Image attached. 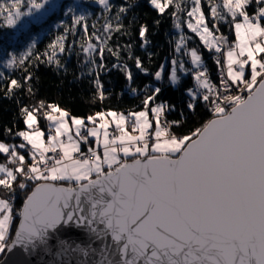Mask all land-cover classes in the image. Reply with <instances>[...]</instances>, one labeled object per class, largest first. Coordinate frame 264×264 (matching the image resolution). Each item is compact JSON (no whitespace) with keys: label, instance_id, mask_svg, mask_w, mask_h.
Returning a JSON list of instances; mask_svg holds the SVG:
<instances>
[{"label":"snow or ice","instance_id":"6c2138e0","mask_svg":"<svg viewBox=\"0 0 264 264\" xmlns=\"http://www.w3.org/2000/svg\"><path fill=\"white\" fill-rule=\"evenodd\" d=\"M21 2L13 0L7 9L5 19L10 27L22 17H31L27 24L40 25L50 12L63 7L57 0H26L27 11H22ZM98 2L105 10L111 7L108 0ZM249 2L222 0L221 5L209 0L213 18H227L221 8L232 18L236 41L227 51L218 43L227 44V37L216 36L210 30L202 0H191L190 7L177 3V10L171 13L179 19L177 12H186L187 27L209 50L224 56V63L214 57L221 68L217 87L208 78L202 55L186 47V37L181 35L176 43V51L183 50L190 56L194 67L188 69L182 60L173 59L170 85L178 86L180 73L191 71L198 87L185 89L190 97L187 107L194 111L199 99L212 113L210 119L188 134L172 131L180 121L162 120L175 105L156 103L162 93L159 86L145 95L140 111L126 115L112 110L96 112L86 118L94 125L90 128L84 119L71 117L79 140L74 139L66 120L69 113L58 105L40 101L35 107L21 108L28 128L37 123L43 111L44 118L54 123L55 135L49 134L45 142L39 128L15 133L5 128L7 134L22 137L24 142L14 145L0 140V154L7 155L6 162L0 163V186L7 190V198L0 197V264H8L17 249L26 257L38 251L52 256L48 264H72L73 259L76 264H264V58H258V54H264V6H260L264 0H256L257 9L251 15L247 11ZM172 3L173 0H150L161 14ZM127 10L121 7L119 13ZM67 13H73V25L85 19L83 14L75 15L71 7ZM175 26L180 28L181 24ZM103 28L109 34L107 38L93 32L87 46L82 47L90 57L93 52L101 56L97 68L104 67V46L111 32L120 31L123 25L117 22L113 28L109 22ZM70 30L65 28V32ZM84 30L87 34L86 26ZM147 32L148 26L141 24V47L149 43ZM92 37L100 41L99 48L91 43ZM64 39L60 36L53 41L61 52L65 50ZM107 51L119 56L118 48ZM9 56L7 64L12 66L17 57L11 53ZM88 63L95 64V60L89 59ZM135 63L141 71H147L139 57ZM113 67H119L132 81L126 64ZM153 75L156 80L162 79L160 70ZM30 78L31 74L25 80ZM94 83L103 100L99 73ZM20 87V81L10 80L5 97ZM28 91L32 92L31 87ZM131 91L136 93L137 89ZM105 116L113 118L118 134L110 135ZM96 118L105 122L97 124ZM128 124L132 132L139 134H130ZM89 137H94L98 145L102 143V155L90 148L89 159L80 151V141L87 142ZM18 149H27L31 163ZM17 180L19 183L14 185ZM29 182L34 187L19 209L14 208L12 200L17 189L26 190ZM17 216L19 223L13 231ZM73 228L84 231L85 241L60 236L62 230Z\"/></svg>","mask_w":264,"mask_h":264},{"label":"trees","instance_id":"16d2710c","mask_svg":"<svg viewBox=\"0 0 264 264\" xmlns=\"http://www.w3.org/2000/svg\"><path fill=\"white\" fill-rule=\"evenodd\" d=\"M39 2V0H38ZM212 3L222 5V0H211ZM26 0H22L20 9L27 11L24 7ZM63 5L54 12H50L44 17L40 25L27 24L31 17H22L16 26H8L5 17L7 9L13 5V0H0V140L4 142L21 143L15 136L5 132V128L13 127L18 129L21 125V108L28 106L35 107L40 101L45 105L56 104L60 109L69 113L68 117H81L86 119L96 112H107L120 101L126 91L136 88L134 93L133 109L142 110L144 108L143 99L145 95L151 94L153 87L162 88L156 103L167 101L175 105V108L168 111L163 120L180 121V124L173 125L172 131L177 135L188 134L190 131L201 126L207 119L211 118L209 106L203 101H195V110H189L187 103L190 99L185 91L186 88L194 89V81L191 71L180 73V83L178 86L170 85L168 75L173 67L172 61H183L186 68L192 69L190 56L184 55L183 50L176 51V43L181 35L186 37L185 44L188 49L195 48L202 55L204 66L208 70V76L215 77L217 65L214 57H222L223 53L209 50L199 37L187 27L188 17L186 12H177L179 19L174 18L171 13L176 11V4L191 6V0H173L172 5L159 13L150 4V0H108L110 9L105 10L98 0H57ZM127 7V11L119 13L121 7ZM262 6V5H260ZM71 7L75 15L83 14L85 19L73 25V13H67ZM202 10L205 13L206 21L210 30L227 37L229 41L235 40L231 16L224 11L226 19L217 20L213 18L209 11V0H202ZM257 9L256 0H250L247 11L251 15ZM15 11V9H13ZM67 13V14H66ZM119 15V20L117 16ZM159 21V23H155ZM111 23L113 28L117 22L123 25L120 31L113 30L110 38L105 44L102 62L104 67L97 68L101 63V56L96 52L86 54L82 47L87 46L88 38L93 32L101 36L102 39L109 36L104 31V24ZM176 23L181 27L177 28ZM141 24L148 26L147 40L144 47L138 29ZM213 25L216 27L214 28ZM87 27V34L85 33ZM71 29L65 32V28ZM218 29V30H217ZM64 36L63 44L65 50L59 49V44L53 45L58 37ZM91 43L100 46V41L92 37ZM130 46V49L128 48ZM108 48L119 49V56H113ZM131 52V57L129 56ZM17 57L16 63L12 66L7 64L9 54ZM20 57L24 58L23 63ZM139 57L146 72L137 68L135 58ZM94 59L95 64H89L88 60ZM59 61V66L57 65ZM127 65L131 71L133 79L129 81L119 67L113 65ZM164 66L161 80H156L154 73ZM91 69V71H89ZM99 73V81L103 85L104 99L97 95V86L94 81ZM31 74L30 80L25 77ZM20 81L22 87L15 88L10 95L5 97L10 80ZM31 87L32 92L28 91ZM39 124L47 128V119L44 118L43 111L37 116ZM19 125V127H16ZM6 154H0V163H5ZM31 163V158L27 157ZM8 166L12 164L9 162ZM3 174L0 175L2 178ZM19 180L14 182L18 184ZM29 182L26 190L17 189L12 200L14 208L19 209L23 200L32 187ZM0 196L7 198V190L0 186ZM18 222L16 217L13 231ZM2 256H0V259Z\"/></svg>","mask_w":264,"mask_h":264},{"label":"rangeland","instance_id":"374dc122","mask_svg":"<svg viewBox=\"0 0 264 264\" xmlns=\"http://www.w3.org/2000/svg\"><path fill=\"white\" fill-rule=\"evenodd\" d=\"M262 6H264V5H262ZM233 31H234V28H233ZM216 36H220L219 34H217V33H215V32H213ZM234 34H235V31H234ZM235 41H236V37H235V40H233L232 42L231 41H229L228 39H227V44H225L224 43V41H218V43H220L221 45H223V49H224V51H227L228 50V47L229 46H232V45H234V43H235ZM212 50H214V49H212ZM236 51L238 52L239 51V49L237 48L236 49ZM223 55V54H222ZM246 57V56H245ZM222 58V57H221ZM244 58V57H243ZM258 58H264V54H258ZM204 62V61H203ZM222 62L224 63V56H223V59H222ZM221 62V63H222ZM205 64V63H204ZM219 67V66H218ZM161 72H162V75H163V71H164V66H163V68H160L159 69ZM172 70V69H171ZM171 72V71H170ZM246 72L248 73V74H250V68H249V66H246ZM13 97V96H12ZM11 96H10V98H12ZM134 97H135V94L132 92V91H126L124 94H123V96H122V98H121V100H120V103H121V107H116V108H113V109H111L112 111H115V112H117V113H124L125 114V112H126V110L127 109H124V107L123 106H126V104H129V102H131L133 99H134ZM131 100V101H130ZM160 103V102H159ZM130 111H140V110H135V109H131L130 108ZM105 113H107V112H105ZM53 115H56V116H58V113H56V112H53L52 113ZM126 115V114H125ZM79 118H81V117H79ZM82 119H84V118H82ZM149 119H151V113L149 112ZM21 120V122L24 124V130L25 131H31L32 129H35V128H39L43 133H44V137H43V139L45 140V142H47V136L49 135V134H52V135H55V131L52 129L51 131H50V129L49 128H43L39 123V121H38V119H37V123L36 124H34L33 126H32V128H28V126L27 125H25V123H24V121H23V119H20ZM66 120L68 121V123H69V125H70V127H71V132H72V135H73V137L75 136V127L74 126H71V119H69L68 117H66ZM85 120V124H86V126L87 127H93L94 125H93V123L92 122H89V121H87V119H84ZM162 120H163V118H162ZM105 121L106 122H108L109 123V128H108V131H109V133H110V135L111 134H113L112 132H110V130L111 129H115V131H116V134H118V132H117V130H116V126H115V123L113 122V118L112 117H110V116H105ZM105 121H100L99 120V118H96V123L97 124H99V123H103V122H105ZM153 122V125H154V121H152ZM16 127H19V125H16ZM114 127V128H113ZM127 127V130L129 131V133L130 134H132V135H138L139 133H138V131L137 132H132V130H131V125H127L126 126ZM12 129H13V127H12ZM154 130V128L153 129H150L149 131H153ZM13 131V130H12ZM17 131H20V130H18V129H14V133L15 132H17ZM101 131V141L103 140V129H101L100 130ZM90 138H94V137H90ZM15 139H17V140H19V141H22V142H24L23 141V138L22 137H17V136H15ZM62 139H64L65 140V142H67V138L66 137H62ZM74 139H77V140H79V138H77V137H74ZM95 139V138H94ZM94 142H95V146H91V145H89V148H92V147H94V148H96V149H99V147L101 148L102 147V143L100 144V145H98L97 143H96V141L94 140ZM6 143H8V144H14V145H19L20 143H16V142H14V141H12V142H6ZM26 143V142H25ZM81 143H82V141H80V148H81ZM102 149H103V147H102ZM18 151H20V152H22L23 154H25V156H26V158H27V149H18ZM80 151H81V149H80ZM82 152V151H81ZM85 153H87V152H85ZM78 153H75L74 155L76 156ZM29 158H31L30 156H29ZM0 175H2V174H0ZM1 197V196H0ZM2 259V258H1Z\"/></svg>","mask_w":264,"mask_h":264},{"label":"water","instance_id":"95a60500","mask_svg":"<svg viewBox=\"0 0 264 264\" xmlns=\"http://www.w3.org/2000/svg\"><path fill=\"white\" fill-rule=\"evenodd\" d=\"M34 187V186H33ZM31 191V190H30ZM19 223L18 222L16 225ZM16 227V226H15ZM60 236L63 237H70L71 239H74L76 241H85V233L81 229H67L62 230L60 233ZM53 245V251H55V240L52 242ZM3 259V257H2ZM53 260L52 256L46 255L40 251H38L36 254H34L31 257L24 256L19 249H17L9 258H8V264H48V261ZM72 264H76L75 259L72 260Z\"/></svg>","mask_w":264,"mask_h":264},{"label":"crops","instance_id":"0c3cea01","mask_svg":"<svg viewBox=\"0 0 264 264\" xmlns=\"http://www.w3.org/2000/svg\"><path fill=\"white\" fill-rule=\"evenodd\" d=\"M123 96V95H122ZM122 98V97H121ZM121 98H120V100H121ZM131 101V100H130ZM133 102H134V99L131 101V102H129V104H126V106H123L124 107V109H127L126 110V112H125V114H127L129 111H130V108L132 109L133 108ZM116 107H121V103H120V101L115 105V107H113V108H116ZM113 108H111V109H113ZM110 109V110H111ZM109 111V110H108ZM69 118V117H68ZM69 119H71V118H69ZM48 122V121H47ZM48 123H47V125H46V127L48 128ZM51 126H52V129L55 131V125H54V123L52 122L51 123ZM114 128V127H113ZM19 130H24V124L21 122V125H20V127H19ZM82 132L84 131L83 129L81 130ZM110 132H114L115 134H116V131H115V129H111L110 130ZM113 133V134H114ZM75 137V136H74ZM94 138H88V141L87 142H84V141H82V143H81V151L82 152H89V145H91V146H95V142H94ZM91 149H93V150H98L99 152H100V154L102 155V153H103V149H102V147L100 148L99 147V149H96V148H94V147H92ZM90 153V152H89ZM27 155V157H29L28 156V154H26Z\"/></svg>","mask_w":264,"mask_h":264},{"label":"built area","instance_id":"2783aa9c","mask_svg":"<svg viewBox=\"0 0 264 264\" xmlns=\"http://www.w3.org/2000/svg\"><path fill=\"white\" fill-rule=\"evenodd\" d=\"M220 58V60H221V62H222V58L221 57H219ZM244 58H246V57H244ZM223 63V62H222ZM225 76H226V72H225ZM208 78H209V80L212 82V84H214V85H216L217 87H219L220 86V81H221V68H220V66L217 68V70H216V75H215V77H210V76H208ZM197 84H196V81H194V90H197ZM233 88L235 89L236 88V86L235 85H233ZM201 93L203 92V91H205V90H199ZM221 91H223V89H221ZM238 91V90H237ZM211 112V111H210ZM211 116H212V113H211ZM49 125H48V128L50 129V131L52 130V126H51V121H48L47 122ZM128 125H130V124H128ZM82 134H84V135H86V132H82ZM76 137V136H75ZM78 138V137H77ZM82 153H84L89 159H91L92 157H91V153H89V152H87V153H85V152H82ZM46 155H48V156H51L52 155V153H47ZM76 156H79V153L76 155Z\"/></svg>","mask_w":264,"mask_h":264}]
</instances>
